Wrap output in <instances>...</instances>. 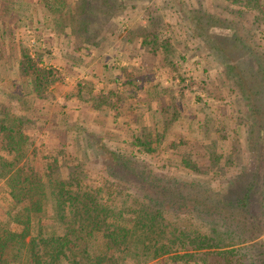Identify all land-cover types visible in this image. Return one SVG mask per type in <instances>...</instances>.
<instances>
[{
  "label": "trees",
  "instance_id": "1",
  "mask_svg": "<svg viewBox=\"0 0 264 264\" xmlns=\"http://www.w3.org/2000/svg\"><path fill=\"white\" fill-rule=\"evenodd\" d=\"M39 3L45 13L43 23L55 31L68 29L81 37L84 42L80 44L85 43L81 48H96L100 42L106 45L119 36L134 48L141 38L148 54L159 56L164 65L178 72L186 59L177 52L178 60H173V42L156 32L159 24L155 12L149 14L148 25L124 33L122 28L108 31L107 26L116 15L125 17L128 6L122 0ZM128 3L135 8L140 2ZM198 3V7L191 3L183 10L184 18L192 24L190 38L195 50L208 54L211 50L223 58L222 84L236 94L240 123L246 119V149L257 156L255 169L244 168L218 188L211 180L220 177L214 166L221 164V154L207 158L201 154L203 150L196 152L200 155L187 150L174 154L160 171L153 169L148 159L155 152L187 147L188 142L172 131L176 122L182 124L180 110L174 102L165 103L167 88L162 90L158 82L149 86L150 100L140 107L141 112L129 108L136 126L126 120L130 131L126 149L115 143L106 145L79 117L75 124L66 125L75 133L74 155L68 159L64 150L40 152L26 132L30 124L34 125L33 120L0 104V264H264V46L259 42L264 37V0H226L225 5L215 2L219 9L251 15L242 28L235 27V18L210 12L202 0ZM232 5L239 9L231 10ZM2 8V15L15 12L11 15L18 24L32 23L27 18L32 15L21 12L14 0H5ZM7 21L5 18L0 25V68L3 61L26 81L28 92L18 102L28 109L27 98L44 99L61 78L53 66L44 64L40 45L32 51L18 44L17 52L13 45L5 47L2 39ZM223 28L228 31L219 32ZM10 49L13 52H8ZM123 58L129 56L121 50L114 60L121 64ZM119 68L128 73V88L142 75L136 78L132 69ZM177 75L184 80L182 74ZM119 93L94 94L89 98L91 108L104 112L106 105L116 116L121 115L125 111L120 108L123 99ZM153 100L157 108H153ZM145 113L150 118L148 125L142 122ZM184 125L199 139L211 137L208 119L200 122L193 117ZM257 130L259 136L255 137ZM90 160L98 163L106 177L99 183L87 167ZM227 163L228 159L223 165ZM170 165L191 180L162 170Z\"/></svg>",
  "mask_w": 264,
  "mask_h": 264
},
{
  "label": "rangeland",
  "instance_id": "2",
  "mask_svg": "<svg viewBox=\"0 0 264 264\" xmlns=\"http://www.w3.org/2000/svg\"><path fill=\"white\" fill-rule=\"evenodd\" d=\"M14 1L20 6L21 12L32 15L27 17L32 20V23L26 26L18 24L19 21L16 22L11 15L16 14L15 12L2 15L1 11L5 0H0V16H5L8 20L6 22L7 32L5 38L2 39L5 41V47L13 45L17 52L20 50V46L29 47L33 51L37 45H40L44 51V64L53 66L61 78L49 88L44 99L27 98L30 101L27 104L29 107L24 109L23 105L18 102V98L25 96V93L28 92L26 81L20 78L17 71L10 70L6 63L1 62L0 104L7 105L17 114L26 115L33 120L34 125L30 124L26 132L35 140L40 152L52 153L64 150L65 158L72 157L75 133L73 130H68L66 125L75 124L79 117L85 122L88 130H94L99 137L104 139L103 142L106 145L115 143L126 149V141L130 140V131L127 129L126 120H129L133 127L136 126L135 122L131 121L134 116L128 112L129 108H134V112H141L140 107L142 108L144 102L150 100L149 86L158 82L159 88L162 90L167 88V92H163L165 103L174 102L180 110L179 122L182 124L176 122L172 131L175 130L174 134L177 137H184L188 139V142L187 147H171L161 152H155L148 159L149 165L153 169L160 171L163 163H168L174 154H180L187 150L193 155H200L196 152L203 150L201 154H205L207 158L210 154L222 155L221 164L214 166L215 171H220V177L211 180L212 186L215 188H218L221 183L225 185L227 177L236 175L244 168L247 171L255 169L257 156L255 152L246 149V119H242V124L240 123L236 94L222 84V79L224 80L222 74L225 69L222 63L223 58L213 54L211 50L209 54L195 50V44L190 38L193 33L192 24L188 21L189 19L184 18L183 10H188L191 3L194 7H198L199 0H131L140 2L135 8H131L129 0H122L128 6L123 13L125 17L116 15L113 21L107 25L108 31L122 28L125 33L129 29L148 25L149 14L155 12L159 24L155 30L160 36L167 37L173 42L174 52L176 51L173 53V60L175 62L178 60L177 52L186 55L179 72L171 65H164L159 56L148 54L147 49L141 45V38L136 40L138 46L134 48L130 43L124 44L120 36L113 38L114 41L112 43L109 41L106 45L104 42H100L96 48L91 45L89 48H81L80 43L84 42L81 37L69 33L68 29L63 32L55 31L50 25L47 26L43 23L45 13L39 0ZM215 2L221 5L226 4V0H202V4L210 12L230 19L235 18L238 22V24L235 23V27L239 25L242 28V24L246 25L252 17L251 15L247 17L246 14L241 16L237 11L219 9L220 7L215 6ZM33 5L35 9H33ZM233 8L239 9L236 5H232L231 10ZM190 13L194 15L192 11ZM190 13L188 14L189 18L192 17ZM5 18L0 17V25L3 24V20L5 23ZM48 19L50 18L48 17ZM226 31L228 29L219 30L222 33ZM259 42L264 46V37ZM18 44L20 46H17ZM83 45L85 43L81 46ZM121 50L129 58H123L121 64H117L114 59L116 53ZM8 52H13V49ZM7 55L8 53H5V57ZM230 56H232L231 52ZM119 66L132 69L134 76L142 74L138 78L136 76L137 80H135L134 86L130 88L126 86L125 82L128 79L125 74L128 73L123 72ZM135 66L140 67L141 70L135 69ZM177 74H182L184 80L182 81ZM79 85L82 90L80 95ZM112 90L120 92L119 96L123 99L120 108L125 112L116 116V113L106 105L104 106L106 111H94L89 98L97 93L108 94ZM152 103L153 108H157L158 103L155 100ZM147 113L142 119L145 125L150 124ZM193 117L200 122L207 119L210 121L212 124L211 137L199 139L195 131H189L185 127L184 124H188ZM239 124L240 126H238ZM219 129H223V131H219ZM242 132L244 135L239 136ZM222 134L225 135V138L222 137ZM261 135L262 142L264 141V128ZM257 136H259V131L255 137ZM169 140H172V134L169 136ZM227 159L229 163L223 165ZM220 166L221 170H219ZM87 167L97 183L106 178L94 160L88 161ZM162 170L168 175L178 174L183 180H191V177H188L182 170L174 169L171 165ZM192 176L204 177L198 173H192Z\"/></svg>",
  "mask_w": 264,
  "mask_h": 264
}]
</instances>
